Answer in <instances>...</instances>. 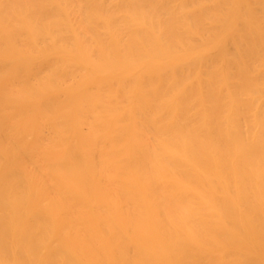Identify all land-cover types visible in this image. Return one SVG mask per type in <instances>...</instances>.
<instances>
[{"label":"bare ground","instance_id":"obj_1","mask_svg":"<svg viewBox=\"0 0 264 264\" xmlns=\"http://www.w3.org/2000/svg\"><path fill=\"white\" fill-rule=\"evenodd\" d=\"M0 264H264V0H0Z\"/></svg>","mask_w":264,"mask_h":264}]
</instances>
